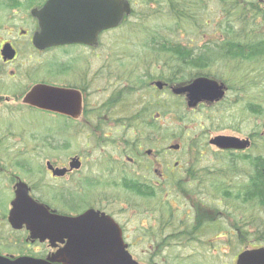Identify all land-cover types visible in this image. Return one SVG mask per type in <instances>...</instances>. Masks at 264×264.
Segmentation results:
<instances>
[{
	"label": "flooded vegetation",
	"instance_id": "obj_1",
	"mask_svg": "<svg viewBox=\"0 0 264 264\" xmlns=\"http://www.w3.org/2000/svg\"><path fill=\"white\" fill-rule=\"evenodd\" d=\"M144 1L130 0L140 8ZM89 2L0 0V188H4L0 189V262L3 258L9 264H81L80 252L93 248L90 237L113 226L121 230L126 249L140 264H220L207 254L218 250H233L236 264L241 252L264 248V221L255 212L248 219V228H239L224 209L225 203L246 199L237 195L239 186L234 180L240 173V160L248 162L249 185L255 186V180L264 177V0H243L241 7L249 11L248 20L239 19V13L232 21L220 19L217 35L200 37L202 48L217 41L218 51L200 54L205 55L202 59H210L209 66L188 68L185 73L191 76L181 80L170 75L159 79L165 82L162 92L167 93L169 103L183 107L191 97L188 93L172 95L173 86L206 77L225 91L219 100H203L195 109H188L191 116L200 115V122L192 119L194 126L189 131L180 126L186 117L180 116V125L173 121L175 132L180 130L182 135H167L164 146L159 113L147 118L156 120L157 131L148 126L146 136H138L127 116L113 117V102L122 91L115 98L109 92L97 102V78L104 77V86L113 83L111 57L105 58L101 70L96 68V45L36 46V36L44 32L72 34L75 27L63 24L71 16L68 9ZM151 4L171 8L155 1ZM219 7L224 10L227 6L220 2ZM81 10L78 16L85 18L87 14ZM55 18L58 24L52 22ZM229 24L234 34L224 35L223 28ZM112 31L99 32L100 46ZM213 62H219L220 72L210 70ZM124 81L117 78L114 83L124 86ZM41 85L74 92L76 102L47 96L48 102L55 103L53 108L30 104L28 96ZM104 90L108 87L100 92L105 94ZM242 104L251 108L256 120L248 133H241L234 114L229 116L221 109L222 105L227 109ZM258 109L263 114H257ZM25 111L38 112L41 117H23ZM98 122L112 123L110 129H117L97 133ZM69 124L76 136L93 139L100 154L108 145L111 154L99 155L95 164L84 163L80 152L72 153L58 142ZM34 128L40 131L34 132ZM221 136L248 138L250 146L222 147L218 143ZM33 137L56 138L57 146L35 148ZM246 156L247 160L241 158ZM74 159L81 162L79 167L71 166ZM20 181L28 185L32 200L47 208L43 214L56 217L45 222L44 234L33 232L26 222L11 221ZM6 187L9 193L4 195ZM113 188L129 194L113 195ZM225 192L232 195L225 196ZM260 200L252 190L248 204L264 213ZM90 210L94 211L92 217H82ZM226 215L230 221L224 227L221 220Z\"/></svg>",
	"mask_w": 264,
	"mask_h": 264
},
{
	"label": "rangeland",
	"instance_id": "obj_2",
	"mask_svg": "<svg viewBox=\"0 0 264 264\" xmlns=\"http://www.w3.org/2000/svg\"><path fill=\"white\" fill-rule=\"evenodd\" d=\"M136 1V0H134ZM158 1V0H152L150 4L144 3L142 8H138L137 13L131 17L124 23L123 26H121L118 29H115L111 32V34L108 35V38L104 40V43L97 49L98 58H96V68L101 70L103 66L105 65V58L111 57L112 62V68L114 66H117L120 61H123L126 65L135 64L139 65L138 67H141L138 69L139 73L142 74L149 69L151 72L159 75L161 73L164 74V76L170 75L171 72L164 68L163 65L165 64V61L162 60L164 57L170 56L169 54H161L158 51L153 50L154 44L152 45V41H164V40H171L173 42H179L183 46H198L200 43V37L202 35H217L218 32V25L217 21L219 20V14H220V7L218 9V6H220V2L217 0H206L207 7L203 10V19L200 27H193V26H186L185 28H180L177 26V21L175 20L174 16H170L168 14V9H163V7L160 8V6H152V2ZM135 9H137V6L135 5ZM208 21V23H206ZM195 39L194 43H189L190 39ZM160 61H155L159 60ZM138 61H141V65L138 63ZM213 66H211L213 69H210L213 71V73L220 72L218 69L220 67L219 62H213L211 63ZM155 65V66H154ZM104 77H98L97 78V99L98 103L105 99L107 94L109 95V92H114L112 95L113 97L117 96L121 91L123 92V89L126 88V84L124 82V86H117L115 85V78H112L111 82L113 83L111 87L104 86L106 84ZM233 84V83H232ZM120 85V84H119ZM108 87V90L105 91L106 93L103 94V92H100V89ZM161 93V92H160ZM123 94V93H122ZM151 93L148 95L146 92H141L136 94L134 97L137 99H142L146 96L145 100L149 98ZM162 97H164L163 94H161ZM114 99V98H113ZM233 98H231L232 100ZM139 106V104H138ZM226 105H222L221 109L226 110L227 114L232 116L233 114L237 117V120L239 122V130L241 133H248L252 131L253 129V123L256 122V120L253 118V114L250 112V107H247V104H242L241 107H234V108H227L225 109ZM179 108V107H177ZM262 111V110H260ZM179 113L183 114L186 119L181 122V125L177 122V125H180L182 128H187L190 130V125L193 127L194 124L192 123V119L196 122H200V115L199 114H191L186 108L179 109ZM175 112H172L171 114L166 115L161 119V123H163L165 126L174 127V122H168V117L171 118L174 117ZM118 113H114L113 117H116ZM23 117H33L34 119H38L41 117V114L38 112H31V111H25L23 114ZM108 123V124H107ZM113 123V122H112ZM109 122L106 123H95L96 125V132L97 133H106L116 131V129H110L111 124ZM170 124V125H169ZM102 125V126H100ZM66 135L64 136L63 140H57L56 138H53L51 140H47V137L44 138H34L32 140L33 147L35 148H44V147H56L57 141L65 148H69L72 153L74 152H80L83 155L84 163L86 164H95L97 158L99 159V155H104L106 152L107 154H111V147L105 146L103 149V154H100V149H96L94 145L93 139H88L85 136H76L75 131L73 127L69 124V126H65ZM34 132H39L38 129H33ZM107 132V133H108ZM172 134L171 137H177L181 136L180 130H177L175 132V129H173L170 132H164L160 135L161 141L167 137V135ZM104 137V136H102ZM167 139V138H166ZM159 144V143H158ZM165 141L161 142V145L164 146ZM155 146H158L157 144ZM160 146V145H159ZM39 158H42V156H39ZM240 173L237 174L234 177V180L236 181V184L241 188L243 185L247 184V177L249 172V166L246 162H242L240 160L239 164ZM4 189V188H0ZM11 189V185H10ZM121 189V188H120ZM113 188L111 189V192L113 195H128L129 193L123 192L124 190H120ZM9 193V188H5L2 194ZM213 206V204H212ZM225 210L227 212H230L231 216V222H234V226H237L239 228H248V219L251 218L253 212L256 213V217L260 218L259 221H264V213H261L260 210H253L250 204H242L241 202H235V203H225ZM231 210V211H230ZM233 213H236L235 215H232ZM226 220H221L222 226L226 227L229 226L228 221L230 219L228 216H225ZM262 224L261 222L259 223ZM247 225V226H245ZM209 258H217L219 259L220 264H233L234 255L235 252L233 250H218L217 252H209L207 253ZM210 261V260H209ZM211 262V261H210Z\"/></svg>",
	"mask_w": 264,
	"mask_h": 264
},
{
	"label": "water",
	"instance_id": "obj_3",
	"mask_svg": "<svg viewBox=\"0 0 264 264\" xmlns=\"http://www.w3.org/2000/svg\"><path fill=\"white\" fill-rule=\"evenodd\" d=\"M81 9H84L87 14L85 18L78 16V14L82 12ZM81 9L73 8L72 11L68 9L67 12H69L71 16L70 18H66L63 22V24H67L66 26L75 27L76 30L72 34L61 35L59 33L44 32L36 36V46L39 48H46L72 42L97 45L99 32L105 29L118 27L125 16L129 15L132 11L131 4L128 0H92V2L88 3L86 6H81ZM73 14H75V16ZM52 22L58 24L57 18ZM217 83V81H211L208 78L201 77L197 78L188 86L174 88V92L177 94L188 92L191 97L190 105L196 106L202 100L207 99L213 101L223 97L224 90H222V87ZM163 84L162 81L156 82L159 88H162ZM73 93L74 92H68L60 88L41 85L28 96L27 101L32 105L50 109L55 106V103L48 102L47 96L52 99L61 97L76 102V97ZM78 103L80 104V101ZM61 106L64 105L61 104ZM78 110H80V108ZM218 143L225 148H246L250 146L248 139L244 140L239 137L231 136L219 137ZM175 148H177V146ZM80 164L81 162L78 159H74L71 166L79 167ZM57 172L64 171L57 170ZM12 205L11 221L13 224H22L26 222L33 232L40 235L46 232L47 226L45 222L49 219H56V217L43 214V212L48 211L47 208L32 200L28 185L23 181L17 184L16 199L13 201ZM93 212V210H90L82 217H92ZM103 231L105 232L104 234H96V236L90 237L89 243L92 244L93 248L80 252L81 264H139L126 249L121 230L117 226H113L112 229H108V231ZM5 261L6 260L1 258L0 264H9ZM237 264H264V248L242 252L239 255Z\"/></svg>",
	"mask_w": 264,
	"mask_h": 264
},
{
	"label": "trees",
	"instance_id": "obj_4",
	"mask_svg": "<svg viewBox=\"0 0 264 264\" xmlns=\"http://www.w3.org/2000/svg\"><path fill=\"white\" fill-rule=\"evenodd\" d=\"M152 0H145L141 3L150 4ZM221 3H224L227 7L224 10H220L219 19H225L228 21H232L236 18L239 13V19L248 20L249 19V11H245L241 5L243 0H217ZM160 4H166L167 6H171L168 8V14L170 16H174L177 21V26L180 28H185L186 26L200 27L203 26L202 17L203 10L207 7L206 0H158L155 1ZM240 8V9H239ZM163 9H166L163 7ZM241 11H239V10ZM138 9L134 10L133 14L137 13ZM139 15V14H138ZM208 23V21H206ZM224 29V35H233V27L232 25H226ZM152 45L154 44L155 51H158L161 54H169L170 56L164 57L162 60L165 61L163 65L164 68L168 69L172 73V77L176 80H181L186 78L187 76H191V73H185L188 68H200L203 65L209 66L208 62H211L210 59L204 60L202 59L205 55H200L204 52L209 51H218L217 50V41H212L208 46L202 48L199 46H183L179 42H173L169 39L160 41H152ZM199 54H194V53ZM155 60V61H160ZM141 65V61H138ZM139 65L130 64L126 65L123 61H120L117 66H114V72L112 73L113 78H118L119 81L124 77H126L127 87L122 92V96L113 102L112 109L113 114L116 112L120 115H124L128 117V125L130 127H134L138 136L144 135L146 136L148 126L157 131L156 120L147 119L154 115V112H159L161 116H166L175 112L174 114L177 119L180 118V113L177 107L180 108V104H171L168 100L158 99L154 97L153 94L150 95L149 100L145 101L144 99H137L134 96L141 92H146L148 95L151 92V86L148 83V79L153 78H165L164 74L161 73L159 75L151 72L147 69L146 72L140 74L138 69ZM155 66V65H154ZM210 63V67H211ZM117 71V72H116ZM115 98V96H114ZM139 104V106H138ZM251 110V108H249ZM103 110V108H102ZM254 110V109H253ZM261 109L257 110V114H263ZM105 123V122H99ZM102 126V125H100ZM144 126V128H142ZM159 131L170 132V127H161ZM244 160L248 159V156L241 157ZM248 163V162H246ZM260 172V171H259ZM261 173V172H260ZM249 178V172L248 177ZM254 183V180H253ZM254 185V184H253ZM249 185V179H247V184L243 185L239 188V193L237 195L239 197H245L246 199L241 202L242 204H248L249 198L252 196V190L256 191L257 197H261V205L264 207V177H258L255 180V186ZM232 195V193L225 192V196ZM231 211V210H230ZM227 212V210H226ZM236 214V213H235ZM247 226V225H245ZM237 227V226H236Z\"/></svg>",
	"mask_w": 264,
	"mask_h": 264
},
{
	"label": "bare ground",
	"instance_id": "obj_5",
	"mask_svg": "<svg viewBox=\"0 0 264 264\" xmlns=\"http://www.w3.org/2000/svg\"><path fill=\"white\" fill-rule=\"evenodd\" d=\"M91 2H92V0H91ZM90 3V2H89ZM88 3H86V4H84V5H81V6H86ZM81 6H77V7H75L74 9H80L81 8ZM55 14H57L58 12L56 11V12H54Z\"/></svg>",
	"mask_w": 264,
	"mask_h": 264
}]
</instances>
